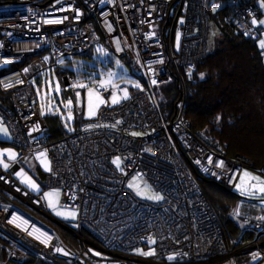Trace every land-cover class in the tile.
<instances>
[{
    "label": "built area",
    "instance_id": "obj_1",
    "mask_svg": "<svg viewBox=\"0 0 264 264\" xmlns=\"http://www.w3.org/2000/svg\"><path fill=\"white\" fill-rule=\"evenodd\" d=\"M258 2L264 5V0L0 5V121L10 135L0 144L17 152L0 167V264L264 263V207L246 200L236 204L234 216L245 238L228 247L219 218L193 177L195 170L234 190L242 171L264 174V169H254L248 156H226L205 132L192 131L184 109L185 83L209 53L208 12L215 7L235 34L256 42L264 17ZM100 42L128 63L142 88L115 105L109 99L117 90L99 89L104 104L96 117L48 140L38 102L25 89L48 69L61 74L58 59L85 54ZM173 79L181 95L167 119L155 88ZM74 84L73 77L63 83L68 100ZM42 157L49 161L42 187L59 190L60 207L77 212L74 228L51 217L42 194L18 182L32 172L30 161ZM133 175L161 201L137 198L126 185ZM67 235L69 244L62 238ZM140 249L144 252L136 253Z\"/></svg>",
    "mask_w": 264,
    "mask_h": 264
},
{
    "label": "trees",
    "instance_id": "obj_2",
    "mask_svg": "<svg viewBox=\"0 0 264 264\" xmlns=\"http://www.w3.org/2000/svg\"><path fill=\"white\" fill-rule=\"evenodd\" d=\"M53 1L55 0L27 2H38L40 6L47 7ZM27 2L0 0V5ZM222 16L223 12L215 16L220 34L213 50L197 64L192 80L185 83V115L190 129L194 132H205L213 142L222 147L226 156H248L255 166L261 167L264 166L262 54L256 42L235 34L231 27L222 21ZM162 88L165 103L159 102L157 98L159 108L165 118L170 119L176 112L181 87L177 79H173ZM44 118L48 140L57 139L64 131L61 120L52 114H47ZM193 177L217 214L224 240L230 247V242L239 236L242 237L241 229L232 216V209L236 203L244 199L225 187L200 177L195 170ZM64 238L69 239L70 236Z\"/></svg>",
    "mask_w": 264,
    "mask_h": 264
},
{
    "label": "rangeland",
    "instance_id": "obj_3",
    "mask_svg": "<svg viewBox=\"0 0 264 264\" xmlns=\"http://www.w3.org/2000/svg\"><path fill=\"white\" fill-rule=\"evenodd\" d=\"M20 1L27 2L28 0ZM257 5L259 9L264 12V5L260 2H258ZM215 11L216 9L214 7L213 11L208 12L207 51L213 50L220 34L218 26L216 25ZM259 24L260 27L258 30L261 37L256 41V46L259 51H261L264 64V47L261 46L262 43H264L263 16L260 17ZM57 64L61 69V74H59L58 70L48 69L34 77L25 91L36 98L40 113L43 116L52 114L61 120L63 130L73 129L75 124H81L82 122L89 121L96 117L100 107L104 104H99L98 108L95 107L98 103L96 97L98 96L97 91L99 89H116L117 91L112 94L109 99V102L112 105H115L126 100L133 93L142 88L139 81L132 75L128 63L124 59L113 57L106 49L103 42L96 44L87 55L82 54L60 58L58 59ZM70 77H73L75 80L73 88L74 91L76 90V93L74 94L73 100H68L63 91V83H65ZM80 85H84V87H81ZM161 88L162 87L155 88V93L159 102L165 103ZM90 91L92 92L91 96L89 95ZM113 97L116 98V103L112 102ZM69 101H71L70 104ZM90 103L95 108L94 116H89ZM0 139L4 142L10 141L8 129L4 123H1V121ZM16 153L17 152L13 147H10L9 145H0V167L5 169L6 165L3 158L13 161L16 158ZM114 161H118V166ZM112 163L116 168H119L120 161L118 159H114ZM29 167L32 172L26 173L20 177L18 180L19 184L33 194H42L49 215L57 221L66 224L68 227L74 228L75 222L77 221V212L60 207L59 190H44L42 187L44 175L49 171L48 159L46 157L34 158L30 161ZM259 168L264 169V166L257 167L254 164V169ZM245 173H247V175H245ZM126 185L127 188L139 199L149 202L161 201V199L157 200L151 198L154 196H161L158 193L151 192L150 186L143 182L139 175L129 177ZM262 188H264V174L253 170H245L242 171L234 190L230 191L239 198L255 205H264V191H261ZM236 204L232 209L233 217H235L234 210ZM234 221L239 227H242V223L239 219L234 218ZM64 237L62 238L67 243L70 242V239H67V241ZM232 243L233 242H230V244ZM142 252H144V249L136 251V253ZM91 253L97 258L105 260V255L98 251L91 249ZM147 253L150 254L151 250H147ZM168 259H171V257L169 256ZM241 263H243V261L239 264ZM108 264L115 263L109 262Z\"/></svg>",
    "mask_w": 264,
    "mask_h": 264
},
{
    "label": "snow or ice",
    "instance_id": "obj_4",
    "mask_svg": "<svg viewBox=\"0 0 264 264\" xmlns=\"http://www.w3.org/2000/svg\"><path fill=\"white\" fill-rule=\"evenodd\" d=\"M262 47H264V43H262V45H261ZM81 87H84V85H80ZM77 95H79V94H77ZM89 95L91 96L92 95V92L90 91L89 92ZM96 99H97V101H98V103L96 104V106L95 107H99V104H102V103H104V101L100 98V97H96ZM112 102L113 103H116L117 102V100H116V98L115 97H113V100H112ZM71 103V101H69V104ZM95 115V108L91 105V103H90V105H89V116H94ZM134 135H135V133H134ZM114 163H116L117 164V166H118V161H114ZM245 175H247V173H245ZM261 191H264V188H262L261 189ZM151 198H154V199H157V200H159V199H161V197H159V196H154V197H151Z\"/></svg>",
    "mask_w": 264,
    "mask_h": 264
},
{
    "label": "crops",
    "instance_id": "obj_5",
    "mask_svg": "<svg viewBox=\"0 0 264 264\" xmlns=\"http://www.w3.org/2000/svg\"><path fill=\"white\" fill-rule=\"evenodd\" d=\"M75 93H76V90H75ZM74 97V96H73ZM0 145H3V143L2 144H0ZM1 168H3V167H1ZM255 205V204H254ZM257 206H259V207H264V205H257ZM233 218H236V217H233ZM239 227V226H238ZM241 228V227H240ZM241 237L239 236V238L238 239H240ZM237 240V239H236Z\"/></svg>",
    "mask_w": 264,
    "mask_h": 264
}]
</instances>
